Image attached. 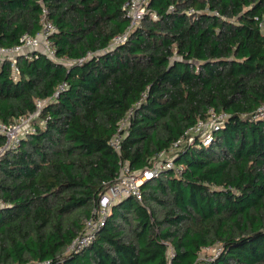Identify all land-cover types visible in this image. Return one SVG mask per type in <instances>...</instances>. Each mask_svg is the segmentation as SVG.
I'll use <instances>...</instances> for the list:
<instances>
[{"label": "trees", "instance_id": "trees-1", "mask_svg": "<svg viewBox=\"0 0 264 264\" xmlns=\"http://www.w3.org/2000/svg\"><path fill=\"white\" fill-rule=\"evenodd\" d=\"M127 1L0 0V47L37 36L44 11L56 28L54 59L21 56L16 76L0 60V123L45 101L14 149L0 135V264H264V0H148L114 44ZM211 115L210 138L170 156L178 172L159 169L141 203L114 204L68 250L121 165L153 168Z\"/></svg>", "mask_w": 264, "mask_h": 264}, {"label": "built area", "instance_id": "built-area-1", "mask_svg": "<svg viewBox=\"0 0 264 264\" xmlns=\"http://www.w3.org/2000/svg\"><path fill=\"white\" fill-rule=\"evenodd\" d=\"M147 5L148 0H129L123 5V9L129 19L130 26L128 27L127 32L124 35L119 36L114 40V44L125 42L126 34L133 27L139 25L142 22L144 16L148 13ZM190 12H188V14ZM45 14L46 13L44 11L40 21L42 28L37 36L32 37L25 34L21 37L20 44L12 48L0 47V60H7L10 63L13 76H16L18 73L16 64L17 59L21 56H25L26 58L31 59V54H33L34 52H40L51 59L55 58V52L49 38L50 35L56 31V28L46 20L44 16ZM153 18H155V16H153ZM60 89L63 88L61 87ZM44 103L45 101H37V111L32 115L19 117L9 125L0 123V135L5 139L4 149H14L18 145L20 139L28 135L32 131L31 121L37 117ZM261 115L264 116V108L261 109ZM212 116L216 118V124L214 126H211L206 130L208 126V119L207 121L197 122L193 127L185 131L180 140L173 144L168 152L173 154L180 145H183L186 142L191 143L197 136L206 139L210 138L209 132L215 129L218 125V122L222 119L221 116ZM128 121L129 115L120 119L118 123L117 133L111 140V146L115 151H119V143L124 131L126 130V127L128 126ZM164 153L166 152H163L160 155ZM173 168L176 172L181 169V167H174L171 158L164 160L161 165L154 166L149 170L131 171L128 165H121L118 177L115 179L113 184L108 187L106 192L99 198L97 207L94 210V217L85 223L83 231L77 238H75L71 242L68 250H79L83 246H86L93 239L97 228L102 224L103 220L109 212V209L114 204L126 198H133L137 202L141 203V185L149 181L150 179L157 177L159 174V169Z\"/></svg>", "mask_w": 264, "mask_h": 264}, {"label": "rangeland", "instance_id": "rangeland-1", "mask_svg": "<svg viewBox=\"0 0 264 264\" xmlns=\"http://www.w3.org/2000/svg\"><path fill=\"white\" fill-rule=\"evenodd\" d=\"M216 118L214 116H210L209 119H208V123H207V128L206 130L211 127V126H214L216 124L215 122ZM206 127V126H205ZM205 129V128H204ZM206 132V131H204ZM172 153H169V152H166L162 155H159L155 160H154V166H159L162 164V162L168 158H170ZM218 252V248L217 246L213 247V248H208V249H202L201 252L199 253V256H198V260L200 262H207V261H210L212 260L216 254Z\"/></svg>", "mask_w": 264, "mask_h": 264}]
</instances>
